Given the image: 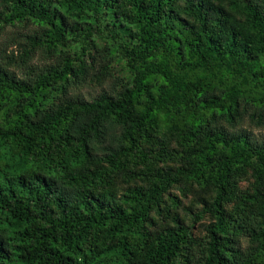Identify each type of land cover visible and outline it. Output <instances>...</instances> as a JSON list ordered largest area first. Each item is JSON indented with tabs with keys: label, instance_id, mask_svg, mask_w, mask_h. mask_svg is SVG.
I'll list each match as a JSON object with an SVG mask.
<instances>
[{
	"label": "trees",
	"instance_id": "obj_1",
	"mask_svg": "<svg viewBox=\"0 0 264 264\" xmlns=\"http://www.w3.org/2000/svg\"><path fill=\"white\" fill-rule=\"evenodd\" d=\"M256 130L264 0H0V264H264Z\"/></svg>",
	"mask_w": 264,
	"mask_h": 264
},
{
	"label": "rangeland",
	"instance_id": "obj_2",
	"mask_svg": "<svg viewBox=\"0 0 264 264\" xmlns=\"http://www.w3.org/2000/svg\"><path fill=\"white\" fill-rule=\"evenodd\" d=\"M16 48H13V50H15ZM17 52V51H16ZM36 65H39L40 67H43L44 65V62H36ZM19 74H21L20 72H18ZM99 92H101L100 88H84L82 91H81V94L86 96V97H92V96H95L97 95ZM254 135L256 137H259V138H264V130L263 131H255ZM238 188L239 190L241 191H244V190H247L248 187L247 185H249V182L247 180H239V184H238ZM176 193L180 195L179 191L176 190ZM185 193L188 194V197H184L182 195V202H183V209H182V214H186L188 212L189 209H192L193 210V213H197L199 211H201L203 209V206L201 203L202 201H208V203L211 202L212 200V197H213V194L206 191V190H201L197 187H193L191 185L187 186L186 187V190H185ZM200 201V203H199ZM231 206H228V209H230ZM191 218L190 216L188 217V220L187 221H190ZM211 219L210 218H207L206 220H204L203 222H201L195 229L196 231V235L199 236V237H203L205 234H206V231H205V227L206 225L209 223Z\"/></svg>",
	"mask_w": 264,
	"mask_h": 264
}]
</instances>
